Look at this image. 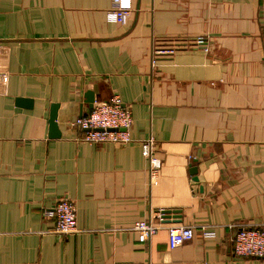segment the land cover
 I'll return each instance as SVG.
<instances>
[{
	"label": "crops",
	"instance_id": "0c3cea01",
	"mask_svg": "<svg viewBox=\"0 0 264 264\" xmlns=\"http://www.w3.org/2000/svg\"><path fill=\"white\" fill-rule=\"evenodd\" d=\"M132 2L112 23L113 0H0V264H264L231 253L240 228L264 226V0ZM89 90L131 108L128 144L77 139ZM66 196L79 231L60 235L43 211ZM171 226L195 236L172 249Z\"/></svg>",
	"mask_w": 264,
	"mask_h": 264
},
{
	"label": "built area",
	"instance_id": "2783aa9c",
	"mask_svg": "<svg viewBox=\"0 0 264 264\" xmlns=\"http://www.w3.org/2000/svg\"><path fill=\"white\" fill-rule=\"evenodd\" d=\"M114 7L107 10L108 22L122 23L133 11L132 0H113ZM196 45L207 49L205 36L196 38ZM155 53L168 54L174 49H156ZM133 114L130 107L126 106L119 95L114 94L109 99L96 100L93 108L71 122V125L80 132L78 140L90 144L114 143L126 145L131 140V127ZM155 139L149 137L142 142V153L149 162L150 182L156 183L162 160L155 154ZM44 216L55 223L53 231L60 235L75 234L79 231L77 225V207L68 196L60 198L50 208H45ZM164 212L157 213V218L162 221ZM150 219L136 222L134 229L138 232L141 243L147 242L160 226ZM195 236L192 226L169 227V245L174 249L192 240ZM204 237H214V231H204ZM232 255L254 258H264V226H244L232 238Z\"/></svg>",
	"mask_w": 264,
	"mask_h": 264
},
{
	"label": "water",
	"instance_id": "95a60500",
	"mask_svg": "<svg viewBox=\"0 0 264 264\" xmlns=\"http://www.w3.org/2000/svg\"><path fill=\"white\" fill-rule=\"evenodd\" d=\"M97 97L98 96H96V94L92 90H89L85 93V101L84 102L88 105V107L90 109H92L95 101L98 99ZM17 104L20 106H25V107L31 108L33 101L31 99H28V98L19 97L17 99ZM59 108H60L59 103H53L51 105V112H50V118H49L50 137H61L62 136V132H61V130L59 128V124H58V110H59ZM197 172H198V167L195 166L193 168V174L197 175ZM195 180L198 181V178L195 177ZM171 213L178 214L180 212H179V210L165 211L164 212V214H171ZM178 218H180V217H178ZM176 221H178V220H176Z\"/></svg>",
	"mask_w": 264,
	"mask_h": 264
}]
</instances>
